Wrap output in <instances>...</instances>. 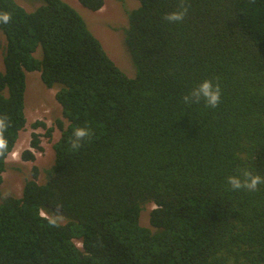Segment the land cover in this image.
<instances>
[{"label":"trees","instance_id":"16d2710c","mask_svg":"<svg viewBox=\"0 0 264 264\" xmlns=\"http://www.w3.org/2000/svg\"><path fill=\"white\" fill-rule=\"evenodd\" d=\"M37 1L27 12L0 0L11 15L0 23V115L11 121L0 264H264V184L247 192L226 183L241 170L264 177V0H185L179 23L163 17L180 0H135L123 29L130 76L77 11ZM77 1L91 12L104 4ZM29 72L55 89L63 121L45 181L33 167L20 197H3ZM204 79L219 83V105L184 104ZM76 127L91 136L74 150ZM38 137L29 147L42 151ZM21 159L35 157L24 150Z\"/></svg>","mask_w":264,"mask_h":264},{"label":"rangeland","instance_id":"374dc122","mask_svg":"<svg viewBox=\"0 0 264 264\" xmlns=\"http://www.w3.org/2000/svg\"><path fill=\"white\" fill-rule=\"evenodd\" d=\"M72 7L83 19L86 28L99 40L103 49L112 61L130 76L133 72L130 66L128 53L123 43V29L127 27V13L137 7L135 0H103L102 8L97 12H91L81 7L77 0H61ZM27 12L33 11L39 6L37 0H15ZM4 38L0 32V70L3 69ZM55 89H47L37 72L26 73L24 93V114L26 124L20 132L18 141L6 158V170L3 173L1 195L3 197H20L24 183L32 179L31 170H38L37 183L45 181V171L53 165L52 144L58 139L60 132L56 121L62 120L61 108L54 99ZM40 122L45 127L33 128L32 124ZM51 129V136H46V129ZM39 135L42 151H35L29 147L31 134ZM29 150L33 153L34 161H23L21 153ZM13 153L18 155L14 156ZM153 205L144 207L140 215V224L149 227V212ZM77 243V242H76ZM79 246V244L77 243Z\"/></svg>","mask_w":264,"mask_h":264},{"label":"clouds","instance_id":"9594fccd","mask_svg":"<svg viewBox=\"0 0 264 264\" xmlns=\"http://www.w3.org/2000/svg\"><path fill=\"white\" fill-rule=\"evenodd\" d=\"M178 10L166 14L163 19L169 23H179L183 21L188 12L185 0H180ZM11 20L9 13H0V23L7 24ZM221 88L219 83H214L211 79H204L182 96V102L186 105L200 104L203 102L206 107L216 108L220 103ZM11 126V121L6 115H0V156H3L8 149V140L5 132ZM91 133L85 127H76L72 133L71 147L76 150L82 146V142L90 138ZM12 155L16 156L17 153ZM226 183L232 191L244 190L247 192H255L258 186L264 184V177L254 174L249 170H241L236 175L228 176ZM51 224L55 225L56 220H51Z\"/></svg>","mask_w":264,"mask_h":264}]
</instances>
